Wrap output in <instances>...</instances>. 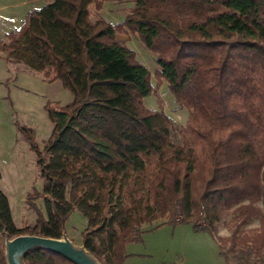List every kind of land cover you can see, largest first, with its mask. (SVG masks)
Listing matches in <instances>:
<instances>
[{"label": "trees", "instance_id": "obj_1", "mask_svg": "<svg viewBox=\"0 0 264 264\" xmlns=\"http://www.w3.org/2000/svg\"><path fill=\"white\" fill-rule=\"evenodd\" d=\"M132 1L112 25L91 19L103 0H54L0 39L8 63L73 97L46 105L53 129L43 148L19 127L36 154L45 214L35 209V225L18 229L0 190V233L59 240L77 211L87 220L83 247L100 264H125L145 225L191 224L211 235L226 264H264V0ZM126 30L157 56L156 78L189 113L180 144L163 102L144 105L152 75L118 40ZM230 215L234 229L220 237ZM24 262L73 264L44 249Z\"/></svg>", "mask_w": 264, "mask_h": 264}, {"label": "rangeland", "instance_id": "obj_2", "mask_svg": "<svg viewBox=\"0 0 264 264\" xmlns=\"http://www.w3.org/2000/svg\"><path fill=\"white\" fill-rule=\"evenodd\" d=\"M54 0H0V39L20 28L27 13L40 9ZM134 7L132 0H103L101 11L91 7L92 21L105 20L112 25L122 23ZM126 47L135 52L138 62L152 75L154 93L144 100L150 110H158V100L164 105L174 129L172 140L180 144V130L188 120V111L174 98L165 81H158L157 56L151 53L135 34L125 31L117 35ZM72 94L60 82L49 83L43 74L23 65L11 64L0 52V190L9 201L13 221L18 229L33 227L37 220L35 209L45 214V202L35 198L42 191L36 154L30 150L19 127L34 130L36 142L43 148L53 126L48 119L46 105L63 107L72 101ZM264 210V205L260 204ZM157 221L143 227L141 242L126 246L125 264H226L219 247L207 232H197L191 224L164 225ZM204 226L205 221H200ZM254 221L248 228H257ZM87 220L74 211L64 235L76 246L82 247V234ZM234 229L232 215L219 225V236L228 237ZM6 236L0 233V247L5 249ZM11 240V239H10Z\"/></svg>", "mask_w": 264, "mask_h": 264}, {"label": "water", "instance_id": "obj_3", "mask_svg": "<svg viewBox=\"0 0 264 264\" xmlns=\"http://www.w3.org/2000/svg\"><path fill=\"white\" fill-rule=\"evenodd\" d=\"M6 238L5 257L7 264H25V255L36 249H44L59 254L73 264H100L83 246L76 247L64 234L59 240L37 236H18L11 240L7 236Z\"/></svg>", "mask_w": 264, "mask_h": 264}, {"label": "crops", "instance_id": "obj_4", "mask_svg": "<svg viewBox=\"0 0 264 264\" xmlns=\"http://www.w3.org/2000/svg\"><path fill=\"white\" fill-rule=\"evenodd\" d=\"M219 249V248H218ZM219 254H220V250H219Z\"/></svg>", "mask_w": 264, "mask_h": 264}]
</instances>
